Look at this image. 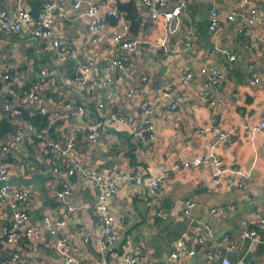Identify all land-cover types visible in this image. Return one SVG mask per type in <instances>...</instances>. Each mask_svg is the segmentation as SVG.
<instances>
[{"label":"crops","instance_id":"obj_1","mask_svg":"<svg viewBox=\"0 0 264 264\" xmlns=\"http://www.w3.org/2000/svg\"><path fill=\"white\" fill-rule=\"evenodd\" d=\"M50 1L56 3L51 38L39 39L35 44L30 41L31 26L18 33L0 30V60L9 58L21 73L12 99L25 106L26 116L36 128H49L47 135L51 139L62 146L73 139L75 144L70 155L86 169L105 176H112L116 171H138L149 178H161L159 199L168 212L166 219L156 215L149 206L147 191L136 188L133 183L122 181L115 194L109 195L110 211L123 222L117 220L113 224L118 242L116 249L106 256V264H124L126 253L134 255L135 264H171L169 255L180 238L187 250H195L196 264H204L207 252L222 250L224 237L233 242V252L228 255L231 264H242L250 250L252 257L264 264V228L257 230L255 240L239 236L243 229H255L251 214L254 205L261 210L264 220V132L240 131L231 145L216 148L213 154L225 165L216 178L203 169H172L175 164L208 152L207 145L217 133L228 131L234 124L261 120L264 113V32L259 26L234 31L227 15L231 12L246 14L250 8L264 10V0H249V4L235 0H182L186 7L180 18L168 25L161 17L148 24L152 11L140 0H82L76 10L75 0ZM177 1L170 0V4ZM26 2L4 0L0 2V10L4 9L10 15L19 9L29 11ZM92 4L120 12L129 25V40L137 43L133 51L113 48L110 38L119 31L121 22L112 17L105 18L99 42H91L85 12ZM122 5L129 6L133 23L137 24L133 33L130 31L131 20L118 8ZM42 7L40 5V10ZM212 7L219 12L221 26L219 34L213 37L217 54H213L212 61L214 65L219 61L217 67L222 73V81L212 87L211 105L202 98L204 77L199 74V68L206 56V48L199 40L194 19L208 32V15ZM188 28L192 39L190 51L163 69V51L177 55L182 32ZM53 39L71 46L76 51V58H59L53 50ZM114 57L121 58L133 72L113 73L108 86L94 89L88 86L89 76L84 77L79 86L76 77L73 79L78 65L89 60L96 62L101 77H104L108 63ZM43 69L48 70V75H38ZM253 72L260 78L256 85L250 84ZM187 73L192 74V79L182 83L179 78ZM1 74L0 67V77ZM144 74L148 76L147 81L142 80ZM35 81L41 84L36 99L27 100L22 91ZM161 83L166 86V98H159L156 92V85ZM0 87L6 89L1 81ZM71 87L85 89L87 101ZM146 102L154 103L151 114L154 139L145 144L139 142L137 135L126 126L116 123L103 126L100 135L92 141L82 131L83 127L95 124L111 113L139 118L141 106ZM174 102L181 103L182 110L166 113V105ZM67 103L84 106V113L76 115L66 111ZM40 108L46 113H39ZM4 122H8L10 128L0 141V148L7 146L6 158L10 161L5 164L9 177H17L20 173L27 177L34 173L43 176L40 188L14 185L23 187L28 193L23 203L30 216L26 226H36L44 217L54 222L64 220L65 226L58 227L54 236L44 232L31 239L22 238L15 244L0 240V264H9L13 253L19 254L17 264H68L57 250L60 239L66 240L64 251L77 264H99L101 254L97 234L101 223L93 215V206L101 198L98 188L77 175H69L67 160L60 154L45 157L42 142L30 133L23 131L22 139L15 142L14 133L21 126L0 110V126ZM237 169L242 171L243 180ZM63 184L70 187L71 193L60 200L54 192ZM185 198L195 202L191 231L187 229L188 220L182 216ZM229 205L235 206L233 212L219 216L210 213L215 206ZM69 207L75 210L70 212ZM11 215V210L0 202V226L9 224ZM205 226L213 230V237L199 245L197 238ZM192 257L173 264H190ZM218 262L215 260L211 264ZM252 263L255 262L247 264Z\"/></svg>","mask_w":264,"mask_h":264},{"label":"built area","instance_id":"obj_2","mask_svg":"<svg viewBox=\"0 0 264 264\" xmlns=\"http://www.w3.org/2000/svg\"><path fill=\"white\" fill-rule=\"evenodd\" d=\"M142 4L151 9L149 15L148 24L155 22L158 18H163L166 24L178 20L182 14V10L186 7V2L178 0L175 4H170V0H140ZM240 1L243 4H249V0H235ZM82 0H75L74 9L80 7ZM56 7L55 2H46L43 4L41 13L35 22V27L30 28L32 36L43 39L51 38V28L54 18V9ZM85 15L89 21V32L91 34V42H99L101 36V28L106 17H112L113 19L121 22V28L110 38L111 44L114 49L133 51L137 43L133 40H129V25L122 19L120 12L117 10H105L101 6L92 4L89 5ZM227 20L233 23L234 31H242L248 27L259 26L264 32V10L250 8L248 13L238 15L235 12H231L227 15ZM33 24V18L29 14L28 10L19 9L14 15L8 14L4 9L0 10V30L6 33H18L23 28H29ZM179 28V27H178ZM208 32L212 38L219 34L221 30L219 12L215 7L209 10L208 15ZM182 32L181 48L186 51L191 47L192 39L189 31ZM53 50L55 54L61 59H75L76 51L67 43L60 39H53ZM166 51V52H165ZM167 50L163 53L166 56ZM213 54L204 57V60L199 68V74L204 77V89L202 91V98L204 101H208L209 104H213L210 101L212 87L218 85L222 81V73L219 68L214 65L212 61ZM0 67L2 74L0 81L5 86V90L0 87V110L12 120L16 121L21 129H17L14 133L13 139L15 142H19L23 137V131H26L33 135L36 140L42 142V153L45 157L51 158L55 154H60L65 157L68 163V174L77 175L89 184H93L98 188L101 198L97 199V202L93 206V215L96 216L101 223L100 230L97 234V239L100 244V261L99 264H106V256L112 253L117 247V236L113 231V224L119 220L123 222L122 218H117L109 209L108 197L116 191L117 185L122 181L133 183L136 188L145 189L148 193V204L154 210L155 214L162 219H166L168 212L164 209L160 203V183L161 178H149L144 176L141 172L124 173L116 171L112 176L102 175L95 170H88L76 160L75 156L70 155V151L73 148L75 142L73 139H69L65 146H62L59 142L51 139L47 132L49 128L38 129L34 123L30 122L26 116V108L24 105H19L14 102L12 97L15 95L16 87L21 76L20 70L11 62L9 58H3L0 60ZM133 72V70L124 65L121 58L114 57L110 60L109 66L106 69V75L101 77L100 68L92 60L78 65L76 73V81L78 84L84 80V77H91L88 82L89 88H96L98 86H108L111 82V74L116 72ZM40 76L48 75V70L43 69L38 74ZM192 79V74L187 73L185 76H181L179 80L182 83H189ZM143 81L148 80L147 74L142 77ZM260 81L256 72L252 73L250 81L251 85H256ZM40 82L35 81L31 85L22 91V95L27 100L36 99V93L40 88ZM165 85L163 83L156 85L155 89L159 95V98H166L168 96L165 91ZM131 96L128 94V97ZM152 102H146L141 106L139 118L123 115L118 113H111L109 116L103 117L99 122L95 124H89L82 128L83 133L87 138L92 141L101 133V129L105 125L110 123H116L118 125H124L130 130V132L137 135L139 142L145 144L148 140L154 139L152 130L151 114L153 110ZM99 107L102 108L103 104L100 103ZM183 106L179 102L167 104L165 109L166 113L171 114L182 110ZM64 109L76 115H82L85 111V107L82 105H74L67 103ZM39 113L45 114L44 108L39 109ZM214 122V121H212ZM264 132V113L261 116V120L258 123H241L234 124L228 131L217 133L214 138L207 145L208 153L201 154L194 159L186 162H181L173 165L172 169H203L207 170L213 178L221 175L224 171V162L213 154V151L222 145H231L234 136L240 132ZM7 146L3 145L0 148V181L6 182L10 177L7 164L2 160L6 158ZM22 169L24 165H20ZM237 174L244 179V175L240 169L236 170ZM226 179L231 182V178L226 175ZM241 186V184H239ZM242 187V186H241ZM71 190L67 184H63L62 187L54 192L56 198L62 200L70 195ZM28 198V193L23 187H14L12 185H4L0 187V202L8 207L11 212V219L9 224L0 226V240L5 241L8 244H15L22 238L31 239L42 235L44 232H48L52 236L58 227H64L65 221H51L48 217H44L41 223L36 226H26L29 221V213L24 209L23 203ZM182 216L188 220V231H191L194 223L192 218L195 202L191 198H185L182 202ZM74 207H69L68 211H74ZM235 210L234 205L227 207L215 206L211 208L210 213L214 216H219L224 212H233ZM252 223L255 229H243L239 236L241 239L255 240L257 230L264 228V220L262 219V212L255 205L252 209ZM213 237V230L209 226H205L201 234L197 238V243L202 245L205 240ZM65 239L58 241L57 250L64 255L65 261L68 264L76 263V260L69 256L64 251ZM224 246L222 250H215L207 252L205 255L206 261L204 264H211L212 261L219 260L218 264H231L228 255L233 252V242L227 238H223ZM195 254V250H187L184 246V241L180 238L173 251L169 255V262H182L187 257H191ZM19 259L18 253H13L9 260V264H17ZM124 264H135L136 258L132 253H126L123 256ZM77 264V263H76ZM260 264V263H252Z\"/></svg>","mask_w":264,"mask_h":264},{"label":"water","instance_id":"obj_3","mask_svg":"<svg viewBox=\"0 0 264 264\" xmlns=\"http://www.w3.org/2000/svg\"><path fill=\"white\" fill-rule=\"evenodd\" d=\"M3 1L4 0H0V2H3ZM46 2H48V0H27L26 4H29V7H30L28 12L33 18V24L31 26V29H33L35 27V22L41 13V10L39 8L40 5H43ZM194 20L196 23L197 35L199 37V40L203 44V46L206 48L205 55L208 56L210 54H217V52L215 51L216 43H215L214 39L212 38L211 34L204 29V27L199 23V21L196 18ZM38 40L39 39L34 37V36L30 37V41L34 42L35 44L38 43ZM179 45H180V48H179V53L177 55L174 56V55H171L170 51L167 52L165 59L162 61L163 69H164V66L167 67L168 65L172 64L175 60L180 59L185 53L190 51L188 49L186 51H183L181 48V44H179ZM218 55H221V54L218 53ZM109 63H108V66H109ZM218 64H219V61L215 65L217 66ZM75 77H76V73L74 72L73 73V79ZM77 85H78V83H77ZM71 88H72V91H75L78 94L82 95L83 97H81V98L84 101H87V98H86L87 92L85 89L79 90V89H76L77 87L76 88L71 87ZM89 104L90 103H88V105ZM9 128H10V124H8V122H4L0 126V141H1L2 137L8 132ZM206 153H208V152H206ZM206 153H203V154H206ZM2 161L4 163H9L10 158L3 159ZM42 181H43V176L41 173H34L30 177L24 176L23 173H20V175H18L17 177H11L6 182L0 181V187L4 186V185H12V186H14V185H22V186L35 185L37 188H40ZM114 194L115 193H113L112 196ZM250 251H252V250H250ZM250 251L246 254L244 259L242 260V262H241L242 264H247L248 262L257 263L258 259L252 257V254ZM196 261H197V256L193 255L192 259L190 260V264H196Z\"/></svg>","mask_w":264,"mask_h":264},{"label":"trees","instance_id":"obj_4","mask_svg":"<svg viewBox=\"0 0 264 264\" xmlns=\"http://www.w3.org/2000/svg\"><path fill=\"white\" fill-rule=\"evenodd\" d=\"M118 8L120 11L126 13V17L131 20L132 25L130 31L133 33V28L137 27V24L133 23V18L131 17V9L129 8V6H125V5L119 6Z\"/></svg>","mask_w":264,"mask_h":264}]
</instances>
